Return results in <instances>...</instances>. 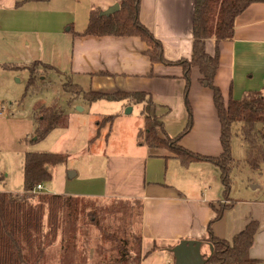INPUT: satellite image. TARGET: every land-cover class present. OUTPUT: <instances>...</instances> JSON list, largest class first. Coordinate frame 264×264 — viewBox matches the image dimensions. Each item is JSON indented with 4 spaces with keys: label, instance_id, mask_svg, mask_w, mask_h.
I'll return each instance as SVG.
<instances>
[{
    "label": "trees",
    "instance_id": "16d2710c",
    "mask_svg": "<svg viewBox=\"0 0 264 264\" xmlns=\"http://www.w3.org/2000/svg\"><path fill=\"white\" fill-rule=\"evenodd\" d=\"M47 2L49 0H29ZM107 8L115 3L120 10L109 17L100 12L107 9L94 4L87 27L82 32H72L75 38L138 37L146 45L144 51L151 65L162 64L182 69L185 81V106L188 121L178 135L170 137L163 128V122L154 113V101L144 91L85 90L74 83L72 74L57 67L35 60L26 66L13 68L29 72L28 90L38 86L43 75L37 70L45 69L60 77H66L62 87L68 94V104L83 99L92 104L98 101H126L128 104L144 106L145 141L138 132V143L150 148L166 149L175 154L183 165L194 162H210L220 170L223 196L230 198L231 174L240 163L232 154L233 126L240 125L239 132L246 145L244 163L251 170H260L264 163V87L251 90L235 99L230 93L226 102L221 88L216 84L220 64L219 44L232 41L235 36L236 19L252 4L264 0H195L193 15V45L189 58L176 61L164 55L162 42L141 22L142 0H104ZM72 31V30H71ZM214 39V55L206 51V42ZM3 67H10L4 65ZM199 69L200 82L213 95L214 106L220 121L219 156H204L185 149L181 142L193 126V110L189 101L192 71ZM96 76L115 78L108 71L94 73ZM153 77V70L148 73ZM62 111L55 103L41 106L35 113L36 140H42L55 130L62 118ZM117 114L109 115L98 122L96 138L108 126L106 136ZM262 123V127L258 125ZM163 134V135H162ZM95 141V137L92 139ZM68 156L53 152H26L23 160L24 190L20 193L0 191V264H141L152 252L161 250L156 245L147 254L142 252L143 201L139 198L81 196L35 191L38 185L49 183L54 178L57 166L63 165ZM7 176L0 170V184ZM224 205L216 209V217L207 225L205 237L201 240L207 247L205 264H259L250 257V249L260 223L250 220L245 229L231 241L216 237L212 226L219 221ZM213 253H211V249Z\"/></svg>",
    "mask_w": 264,
    "mask_h": 264
},
{
    "label": "crops",
    "instance_id": "0c3cea01",
    "mask_svg": "<svg viewBox=\"0 0 264 264\" xmlns=\"http://www.w3.org/2000/svg\"><path fill=\"white\" fill-rule=\"evenodd\" d=\"M94 4L107 8L109 2L94 0ZM194 4L195 0L141 2V22L162 42L168 60L189 58L192 53ZM20 12L16 10L14 13ZM34 19L36 26L45 22L37 20V17ZM66 23L60 28L45 30L11 28L12 33L18 34L13 40L18 43L24 38L33 37L43 52L29 63L41 60L72 74V80L75 75L91 78L101 91L128 89L126 91L149 93L155 104L154 113L163 122L165 132L166 112H170L171 106H174L173 113H184L185 123V81L181 68L162 64L152 66L149 58L143 54L147 45L138 37L75 38L72 25ZM29 45L28 41L26 46ZM215 49V40H207V53L214 55ZM219 50L216 84L221 88L226 102L230 93L235 99H240L248 91L262 90L264 3L252 4L236 19L234 39L221 42ZM35 52L28 48L27 54ZM151 70L153 77L148 76ZM100 71H108L116 77L94 74ZM103 84L111 87L104 89ZM189 101L194 126L181 145L196 154L219 156L222 153L220 121L212 91L200 82L198 68L192 71ZM178 131L174 127L172 133ZM137 145L146 148L145 155H113L109 158L106 173L83 178L74 190H66L65 194L141 199L142 252L147 254L155 245L161 248L149 253L141 264L175 262L174 257L171 259V249L181 241H201L206 235L207 225L216 217L218 204L221 206L223 203L225 210L222 217L212 226L216 237L231 241L250 220H257L260 226L250 249V257L264 264V163L260 168L261 177L250 178L251 192L247 190L243 195L231 193L230 198L225 199L220 170L212 163L194 162L185 166L166 149L150 148L140 143ZM201 253L205 256L208 253L203 243Z\"/></svg>",
    "mask_w": 264,
    "mask_h": 264
},
{
    "label": "rangeland",
    "instance_id": "374dc122",
    "mask_svg": "<svg viewBox=\"0 0 264 264\" xmlns=\"http://www.w3.org/2000/svg\"><path fill=\"white\" fill-rule=\"evenodd\" d=\"M93 2L94 0H0V170L7 176L5 184H0V191L20 193L24 190L23 160L26 152H53L68 156L66 163L56 167L53 180L43 184L44 192L55 194L74 190L83 178L106 173L109 158L113 155H145L147 152L143 145H137L140 130L141 140L145 141L143 105H132L126 101H98L89 104L81 98L69 105L68 94L62 87L66 77L51 72L47 75L46 70L41 68L37 70V75H43V78L37 87L28 90L29 72L13 68L15 65L26 66L43 51L31 36L16 43L13 39L18 34L12 33L11 28L55 29L68 22L72 25L73 32H78L81 28H86L91 9L95 7ZM16 10L21 12L14 13ZM34 17L45 22L36 26ZM28 41L30 45L26 46ZM28 48L36 52L27 54ZM4 65L10 67L5 68ZM73 81L85 90L99 88L88 77L75 75ZM103 87L109 89L111 85L106 87L103 84ZM53 103L63 113L60 123L46 138L36 140L35 113L41 106ZM171 108L170 112H166V132L175 136L185 128L188 113H185L184 123V113H173L174 106ZM113 114H117V120L112 124L110 135L106 136L108 126H105L101 137L97 139V123ZM174 127L179 130L175 134L172 133ZM239 128L240 125H234L232 129V152L235 160L240 163L231 174L233 195H243L247 190L251 192L250 178L261 177V170H251L244 163L246 145ZM94 137L95 141L92 140ZM70 172L76 173L72 179L69 177ZM253 182L259 184L258 181ZM260 193L257 192L259 195ZM218 207L221 208L219 204Z\"/></svg>",
    "mask_w": 264,
    "mask_h": 264
},
{
    "label": "water",
    "instance_id": "95a60500",
    "mask_svg": "<svg viewBox=\"0 0 264 264\" xmlns=\"http://www.w3.org/2000/svg\"><path fill=\"white\" fill-rule=\"evenodd\" d=\"M120 10V5L115 3L109 6L107 9L100 12L101 16L109 17ZM262 127V123L258 125ZM76 176V173L70 172L69 177L72 179ZM202 242L201 241H181L178 245L171 249V253L174 257V264H205V255L201 253ZM211 253H213L212 247H210Z\"/></svg>",
    "mask_w": 264,
    "mask_h": 264
},
{
    "label": "built area",
    "instance_id": "2783aa9c",
    "mask_svg": "<svg viewBox=\"0 0 264 264\" xmlns=\"http://www.w3.org/2000/svg\"><path fill=\"white\" fill-rule=\"evenodd\" d=\"M2 114V112H0V115ZM45 188L44 186L41 184V185H38L36 188H35V191H43ZM167 264H173V262H168Z\"/></svg>",
    "mask_w": 264,
    "mask_h": 264
}]
</instances>
